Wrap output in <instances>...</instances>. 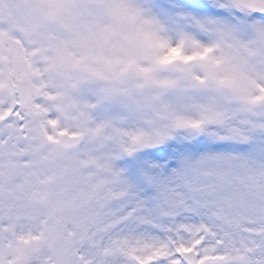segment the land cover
<instances>
[{"label": "snow or ice", "instance_id": "snow-or-ice-1", "mask_svg": "<svg viewBox=\"0 0 264 264\" xmlns=\"http://www.w3.org/2000/svg\"><path fill=\"white\" fill-rule=\"evenodd\" d=\"M189 14L211 45L264 40V0H0V230L34 226L38 240L50 220L71 216L79 238L72 264H264V201L236 217L223 199L181 192L176 173L186 151L239 158L252 146L251 123L182 143L134 135L102 159L77 152L67 138L79 133L61 127L71 91L104 82L102 103L120 78H182L197 58L208 59L210 77L249 78L264 98V47L240 68L227 56L209 59L212 47L185 55L182 44L170 47L148 26L153 17L168 25ZM259 184L264 193V165ZM26 260L19 253L15 264ZM12 261L0 257V264Z\"/></svg>", "mask_w": 264, "mask_h": 264}, {"label": "rangeland", "instance_id": "rangeland-1", "mask_svg": "<svg viewBox=\"0 0 264 264\" xmlns=\"http://www.w3.org/2000/svg\"><path fill=\"white\" fill-rule=\"evenodd\" d=\"M132 2L150 3L151 0ZM195 15L189 14L168 25L160 24L153 17L148 26L170 47L182 44L185 55L212 47L209 59L227 56L240 68L251 66L252 59L259 55V47H264V40L247 36L226 41L225 46L211 45L207 39L209 34L197 25ZM188 65L190 71L185 77L169 74L150 83L139 81L134 73L129 74L108 85L114 94L102 103L97 102V93L105 87L104 82L73 90L69 94L68 118L61 121V127L82 136V145L75 148L77 152L102 159L114 155L134 135L141 141L174 138L182 143L192 140L200 131L211 139L246 129L251 123L255 126L250 134L252 146L239 158L236 154L222 157L209 150L186 151L176 169L181 192L216 196L226 201L236 217H245L264 201L259 184L261 165H264V133L259 130L264 125V98L256 94L253 86L245 85L249 78L237 80L239 86L234 88L232 83H221L218 77H210L208 59L197 58ZM200 76L204 77L203 81L198 79ZM187 104L195 105V110ZM194 122L199 127H193ZM70 220L73 221L71 216H65L60 222L50 220L38 240L31 237L38 231L34 226L13 225L0 230V257L13 255L12 264L19 253L27 257L25 264H32L37 258L41 261L51 258L56 264L71 258L79 238L77 226ZM64 231L69 233H60ZM24 238H28L27 242H22Z\"/></svg>", "mask_w": 264, "mask_h": 264}, {"label": "bare ground", "instance_id": "bare-ground-1", "mask_svg": "<svg viewBox=\"0 0 264 264\" xmlns=\"http://www.w3.org/2000/svg\"><path fill=\"white\" fill-rule=\"evenodd\" d=\"M196 29H197V28H196ZM197 30H200V29H197ZM165 34H166L167 36H169L168 33H165ZM246 84L250 85L249 83L245 82V85H246ZM232 85H233L234 88L237 87V86H239L236 82L232 83ZM250 88H251V86H250ZM196 100L198 101V103H201V100H198V99H196ZM195 105H196V102H195ZM195 105H194V107H193L192 105H189V104H187L186 106L189 107V108H194V110H195ZM196 110L199 111L198 108H197Z\"/></svg>", "mask_w": 264, "mask_h": 264}, {"label": "water", "instance_id": "water-1", "mask_svg": "<svg viewBox=\"0 0 264 264\" xmlns=\"http://www.w3.org/2000/svg\"><path fill=\"white\" fill-rule=\"evenodd\" d=\"M73 145H78L81 141V139L77 136L75 139H73L72 137H68L67 138Z\"/></svg>", "mask_w": 264, "mask_h": 264}]
</instances>
